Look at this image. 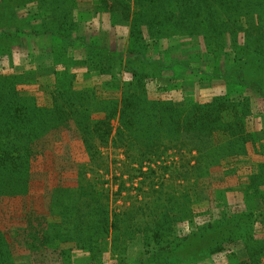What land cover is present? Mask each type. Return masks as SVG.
Here are the masks:
<instances>
[{
    "label": "rangeland",
    "instance_id": "obj_1",
    "mask_svg": "<svg viewBox=\"0 0 264 264\" xmlns=\"http://www.w3.org/2000/svg\"><path fill=\"white\" fill-rule=\"evenodd\" d=\"M57 91L78 114L29 144L25 192L0 195L9 264H240L243 237L264 249L253 191L264 176V0H0L4 121L20 108L51 115ZM209 105L208 119L191 116ZM126 108L140 121L120 119ZM213 119L194 149L186 128ZM183 188L189 214L171 224L185 247L161 263L139 232L158 215L148 206L177 205ZM115 216L129 224L113 248ZM38 234L47 241L31 249Z\"/></svg>",
    "mask_w": 264,
    "mask_h": 264
},
{
    "label": "trees",
    "instance_id": "obj_2",
    "mask_svg": "<svg viewBox=\"0 0 264 264\" xmlns=\"http://www.w3.org/2000/svg\"><path fill=\"white\" fill-rule=\"evenodd\" d=\"M246 1L247 4L250 2V0H246ZM242 2H245V0H242ZM222 12L224 11L220 10L218 12L216 10L213 14L215 26L216 28L220 26V30L224 26L221 16ZM210 17L212 18V15ZM145 53L146 52L143 51L144 56ZM99 72L102 73V70H99ZM134 95H135L134 92L133 94H127V98L126 100H124L127 103V105L130 106L133 110L136 109L135 102L137 98H140L136 95H135L136 97L133 98ZM61 99L64 100V98H62V93L57 91L53 95L55 106L54 109L51 110V111L54 110L51 115L47 111L40 109H33L31 111L29 109L30 112L28 114L24 112L22 108H20L14 112L12 121L11 120L4 121V116L0 114V195L15 196L25 192L29 182V167H30L29 159L33 155L32 153L33 148H30L29 144L35 141L36 139L46 136V134L51 130H56V129L60 130V127L63 126L66 123V121H68L69 119H73L74 116L78 114V111L75 112V109L73 110V108L75 107L72 103H70V106H68L71 109V111L66 112L65 111L66 109L62 108L60 105L62 104L59 102ZM69 101L66 100V102ZM152 105L154 107L155 103H153ZM211 108L214 107L213 106L211 107L209 105L205 107L206 110H196L191 108L189 111L191 112L190 114L191 116L194 117V119L197 116H201V117L206 116L208 119L209 117L208 114L211 113L209 109ZM160 109L162 110L159 112V114L163 112L166 113L172 112V108L170 107H164V108L161 107ZM126 112L127 115L132 120L135 119L139 120L136 117V115L132 114L127 108L126 111L121 113L120 119H122V116L125 115V120H128V117L126 116ZM34 114H37V117H39L40 119H34L32 117V115ZM243 114L246 115V113L244 112ZM114 115L115 112L113 113L112 117ZM41 116H44L45 118ZM142 117H145V114H143ZM149 119L152 120V116H150ZM156 121L157 122L155 124L162 123L161 120L157 119ZM217 124H218L217 120L213 119L210 122L208 120H205L204 122L201 121L199 124H195V127L193 126L194 130L188 129L189 127H187L186 128L187 131H193L192 138L190 139V145L191 146L195 145L193 148L197 150L198 149L197 147L203 144V141L198 140L199 139L198 137L201 135H205L208 132L211 133L212 131L216 130L215 125ZM154 127L156 128L155 125ZM98 131H99V136L103 134L104 136L108 135L110 132L108 123L98 122L97 132ZM209 155H210L209 151L200 153L197 162H199L203 156L207 158ZM259 180L260 181L255 183L256 187H254L253 191L256 194L260 195V199L264 203V192H263L264 176L259 177ZM188 191L189 189L183 188L181 190V198L185 200L178 202L177 205H171L170 207L166 206V208L163 211L157 210L156 204H152L151 206H148L149 210L147 212H149V214H158V215L156 218L152 220L151 226L146 230L142 229V231L139 232V234L142 237L143 236L147 237L148 240L149 239L151 240L153 238V241L146 242L145 247L148 249V251L153 253L152 258L154 260H157L162 263V258L174 257L175 254H177L179 251H182V249L185 247V245L184 246L182 245V243L185 242V240L177 238V235H175L174 230L172 229L171 223L173 222L172 215L176 216V214H178L174 218L175 220H181V219L183 220L188 216L189 214L187 207L188 198L186 199ZM143 213H145L144 209H143ZM137 217H139L141 220L143 219L142 216H137ZM128 224H129L128 219L126 218L119 219L118 216H115V220H113L110 226L112 227L111 238H112V244L114 245L113 248L115 246H118L119 242H121L124 239L122 236H124L123 234H126V232L124 231L127 229ZM151 235H153V237H151ZM36 236H34V238L36 239L30 241L31 244L30 247L31 249L35 248L38 250L47 240L40 234H38V239ZM241 240L243 241V244L247 249V260L240 264H260V259L264 252V249L259 246L251 248L250 245L248 246V243L251 240H245L244 237ZM38 241L40 244L38 243ZM252 243L255 245V242ZM261 243L262 242H257L258 245H260ZM7 259H8V252L6 251V248L4 250H0V264H9V261H7Z\"/></svg>",
    "mask_w": 264,
    "mask_h": 264
}]
</instances>
